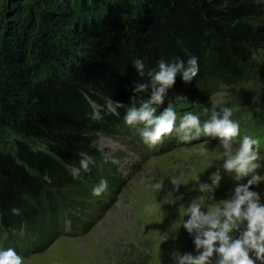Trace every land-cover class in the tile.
<instances>
[{
    "label": "trees",
    "instance_id": "obj_1",
    "mask_svg": "<svg viewBox=\"0 0 264 264\" xmlns=\"http://www.w3.org/2000/svg\"><path fill=\"white\" fill-rule=\"evenodd\" d=\"M263 26L264 0H0V249L44 251L56 237L74 235L68 222L89 230L93 210L122 181L112 162L95 167L104 161L97 134L130 128L125 110L111 112L109 104H130L135 84L150 83L161 59L195 56L199 73L190 83L177 75L156 115L179 101L175 90L184 113L210 115L211 102L203 101L221 91L227 107H247L264 82ZM249 82L250 96L242 89ZM150 94H137V105ZM83 158L95 161L90 171L80 168ZM101 179L108 188L97 197ZM75 185L87 203L64 202L61 189Z\"/></svg>",
    "mask_w": 264,
    "mask_h": 264
},
{
    "label": "rangeland",
    "instance_id": "obj_2",
    "mask_svg": "<svg viewBox=\"0 0 264 264\" xmlns=\"http://www.w3.org/2000/svg\"><path fill=\"white\" fill-rule=\"evenodd\" d=\"M261 28L262 40L257 46L264 64V26ZM206 86L204 83L197 85L202 92L196 93L201 98H205L203 91ZM254 86L249 82L242 89L250 96ZM182 95L178 90L173 91L174 98L179 100L173 104L178 117L184 114L180 102ZM228 96L221 91L205 98L203 103L207 106L211 102L210 109L219 110L227 107ZM250 97L246 103L248 111L241 115L233 112L231 118L240 124V138L250 135L259 139L261 167L256 174L264 176V119L256 114L264 111L254 110L264 107V82L261 94ZM109 111L115 112L112 103L109 104ZM197 114L201 115L202 122L208 118L205 111ZM139 126L142 127L112 129L97 134L96 147L104 161L95 165V161L89 158L91 164L110 169L104 163L112 162L121 172L122 181L118 192L109 193L110 201L93 210L89 217L92 223L89 230L69 238L56 237L44 251L17 250L25 258L24 264H174L171 259L173 252L195 254L193 238L183 227L184 221L189 218L187 208L191 203L198 202L202 211L213 210L215 205L233 194L235 187L246 184L251 174L237 179L234 173L223 170L224 158L216 149L218 139L201 136L186 145L173 132L162 144L151 148L143 143L137 130ZM205 147L208 153L199 155L200 149ZM216 174L220 179L214 189L211 192L199 191V183L211 185ZM157 185L160 187L157 188ZM79 189L78 185L61 189L64 202L87 203L88 200L78 196ZM252 190L260 194L261 203H264V180L258 186L253 185ZM169 200H175V203H169ZM35 222L39 227L47 225L44 216L37 217ZM67 231L70 233L69 228Z\"/></svg>",
    "mask_w": 264,
    "mask_h": 264
},
{
    "label": "clouds",
    "instance_id": "obj_3",
    "mask_svg": "<svg viewBox=\"0 0 264 264\" xmlns=\"http://www.w3.org/2000/svg\"><path fill=\"white\" fill-rule=\"evenodd\" d=\"M252 55L255 58V53ZM134 68L141 77L144 76L145 63L142 59L134 60ZM198 73L199 63L195 56L187 61L181 58L161 59L157 69L148 72L150 83H136L131 103L125 105L117 102L114 104V111L121 108L125 110L124 123L127 126L142 125L137 130L143 143L151 148L162 144L173 132L186 145L199 140L201 136L218 139L216 149L224 158L223 170L234 173L237 179L251 174V179L246 184L235 187L233 194L215 205L211 211H202L198 202L191 203L186 210L189 218L184 221L183 227L193 238L195 254L173 252L171 259L174 264H264V203H261L260 194L252 190L253 185L258 186L264 180V176L256 174V170L261 167L259 139L250 135L240 138V124L231 118L233 109L229 107L212 109L203 122L194 112H186L178 117L171 103L159 115L155 114V106L165 102L169 90L176 83L177 75L181 76L183 82L190 83ZM149 88L150 97L137 105V94L146 92ZM204 111L208 112V109ZM204 143L207 144V141ZM207 153L208 149L205 147L200 149L199 155L205 156ZM79 163L85 172L90 171L92 161L89 158H83ZM219 179L216 174L211 185L199 183V191L211 192ZM107 188V180L101 179L92 189V194L99 197ZM169 203H175V200H169ZM12 212L20 214V210L16 208ZM24 260L11 247L0 249V264H24Z\"/></svg>",
    "mask_w": 264,
    "mask_h": 264
}]
</instances>
